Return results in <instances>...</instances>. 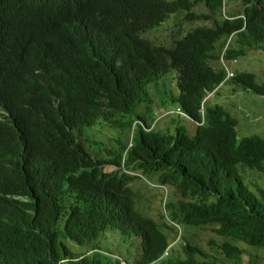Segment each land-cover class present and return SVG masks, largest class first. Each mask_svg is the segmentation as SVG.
Masks as SVG:
<instances>
[{
    "label": "trees",
    "instance_id": "16d2710c",
    "mask_svg": "<svg viewBox=\"0 0 264 264\" xmlns=\"http://www.w3.org/2000/svg\"><path fill=\"white\" fill-rule=\"evenodd\" d=\"M240 2L228 13L226 0H0V264H122L92 243L108 229L140 237L133 264H152L165 259L173 222L214 226L231 261L248 251L238 243L264 250V187L253 189L239 168L264 171V137L241 136L238 120L205 100L225 80L215 62L223 51L228 61L264 51V0ZM200 3L206 12L194 10ZM179 12L212 24L173 46L145 35ZM173 70L175 92L163 108L202 123L193 134L182 122L173 131L153 126V94ZM257 76L231 79L264 97ZM110 118L134 129L133 142L118 140L98 157L80 138ZM123 165L180 194L165 203L169 221L135 208L139 175ZM183 248L166 264H227L189 240ZM247 264H264V255Z\"/></svg>",
    "mask_w": 264,
    "mask_h": 264
},
{
    "label": "rangeland",
    "instance_id": "374dc122",
    "mask_svg": "<svg viewBox=\"0 0 264 264\" xmlns=\"http://www.w3.org/2000/svg\"><path fill=\"white\" fill-rule=\"evenodd\" d=\"M226 6L228 7V13L231 10L235 11V9L239 11L242 8L240 0H226ZM194 10L196 12H206L207 8L204 4L200 3L194 7ZM184 16L185 12L173 14L161 24V26L145 33V35L151 39L152 42L157 44L173 46L175 39L182 37L196 25L212 24L210 21H187ZM234 38L235 37L232 35L229 41L233 43ZM223 61H225V66L227 67L225 80L214 90L217 91L216 94L214 91L208 92L206 97V101L208 100L207 105L217 103L224 106L231 115L238 120V132L241 136L258 134L264 137V97L258 96L252 91H246L241 87L235 86L232 83L234 80L231 79V77H234L241 71H250L258 74L259 77L257 76V81L263 83L264 51L251 49L248 50L245 55L241 56L240 59H234L233 61H228L226 59L215 60L216 63H221L222 66H224ZM229 72L232 73V75ZM176 75L177 72L175 70L171 71L167 77L165 76L162 79L163 83L160 85L161 91L153 94L154 104L152 113L155 117L153 126L162 131H173L176 123L182 122L188 127L190 133L193 134L196 129V123L193 120L181 117L178 113L168 111H175L177 106L170 107V105L166 109L163 108L162 101L166 100L170 102V92H175L174 83ZM210 99L212 103L209 102ZM85 129L86 130H83V138L81 137L80 140L86 143L85 147L90 153L98 157H109L107 147L113 149L114 145L118 144V140H122L128 147H130L133 142V129L130 130L128 127L123 128L119 124H116L115 120L112 118H110V120L101 119L93 127H86ZM239 168L241 171H244L243 174L245 179L253 189L256 190L258 187H264V171L251 170L248 168L243 169L240 165ZM116 169L117 166L112 164H106L104 166V171L106 172H111ZM127 171L128 173H136L139 175L131 183L135 192V208L144 215L152 217L161 223L169 221L170 219L165 208V203L170 200L178 199L180 194L170 186L158 184L151 176L143 175L141 170L136 172ZM163 215L167 217L163 218ZM176 228L177 229L166 230L167 234L170 236L169 240L171 247L169 255L166 259L152 264H166V262L175 261L177 258H183L185 256L183 248L185 239L205 250L211 257L218 258L221 262L227 264H247L250 258L264 255V250H258L246 244L238 243L247 248L248 251L243 256V262L238 263L237 261H231L229 258L219 253V246L226 239L214 232V226L194 227L185 224H177ZM130 238L129 236L123 235L118 230L108 229L102 235L94 239L92 243L104 251L120 255L122 259L133 264L138 260L141 254V238L132 236H130ZM70 248L76 251L80 247L76 244H71Z\"/></svg>",
    "mask_w": 264,
    "mask_h": 264
},
{
    "label": "clouds",
    "instance_id": "9594fccd",
    "mask_svg": "<svg viewBox=\"0 0 264 264\" xmlns=\"http://www.w3.org/2000/svg\"><path fill=\"white\" fill-rule=\"evenodd\" d=\"M224 52V51H223ZM223 54V53H222ZM224 68H225V66H224ZM225 70H226V68H225ZM227 71V70H226ZM214 93L216 94V91H214ZM207 97V96H206ZM206 100V99H205ZM208 101V100H207ZM177 108H180V107H177ZM177 108H176V110H177ZM175 110V111H176ZM183 111V110H182ZM6 112V111H5ZM184 112V111H183ZM202 112H204V109L202 108ZM7 113V112H6ZM8 114V113H7ZM181 115V114H180ZM2 119V116H1V114H0V120ZM122 169L124 170V171H126V172H128L127 170H126V168L124 167V165L122 166ZM136 174V173H135ZM173 224L175 225H177L178 223H176V222H173ZM175 225V226H176ZM178 225H180V224H178ZM170 247H171V245L169 244V246L167 247V249L164 251V253H163V255H162V259L163 258H165L166 259V257L169 255V251H170ZM166 252H167V254H166ZM160 261V260H159ZM122 264H128L127 263V261H124L123 260V262H122Z\"/></svg>",
    "mask_w": 264,
    "mask_h": 264
},
{
    "label": "crops",
    "instance_id": "0c3cea01",
    "mask_svg": "<svg viewBox=\"0 0 264 264\" xmlns=\"http://www.w3.org/2000/svg\"><path fill=\"white\" fill-rule=\"evenodd\" d=\"M212 100L210 99L209 100V102L210 103H212L211 102ZM171 107V106H170ZM173 109V108H172ZM168 111H170V112H174V113H177L176 111H173V110H168ZM184 111V110H183ZM184 113L186 114V112L184 111ZM179 114V113H178ZM181 117H185V118H189L190 119V117L186 114L185 116L184 115H181ZM192 120V119H191ZM196 123V127H197V125H200V124H202V123H198V122H195ZM196 130V129H195ZM133 131H134V129H133ZM126 153V152H125ZM125 153H124V155H125ZM144 175V174H143Z\"/></svg>",
    "mask_w": 264,
    "mask_h": 264
},
{
    "label": "built area",
    "instance_id": "2783aa9c",
    "mask_svg": "<svg viewBox=\"0 0 264 264\" xmlns=\"http://www.w3.org/2000/svg\"><path fill=\"white\" fill-rule=\"evenodd\" d=\"M223 54H224V52H223ZM223 54H222L221 60H225L224 57H223ZM233 60H234V59H233ZM233 60H232V61H233ZM223 62H224V66H225V61H223ZM225 67H226V66H225ZM226 69H227V67H226ZM229 73H230V72H229ZM230 74L232 75V73H230ZM176 112L179 113V114H181V115H184V116L186 115V114L182 111L181 108H177ZM166 254H167V252H166Z\"/></svg>",
    "mask_w": 264,
    "mask_h": 264
}]
</instances>
